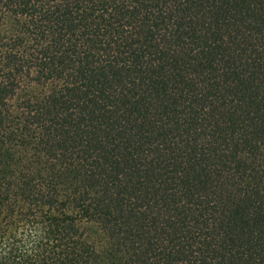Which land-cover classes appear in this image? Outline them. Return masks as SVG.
<instances>
[{"label":"trees","instance_id":"1","mask_svg":"<svg viewBox=\"0 0 264 264\" xmlns=\"http://www.w3.org/2000/svg\"><path fill=\"white\" fill-rule=\"evenodd\" d=\"M0 264H264V0H0Z\"/></svg>","mask_w":264,"mask_h":264}]
</instances>
